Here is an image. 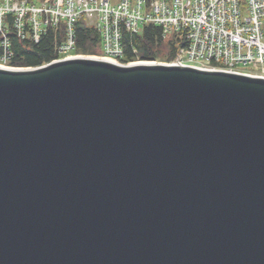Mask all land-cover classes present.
Here are the masks:
<instances>
[{
    "label": "water",
    "instance_id": "95a60500",
    "mask_svg": "<svg viewBox=\"0 0 264 264\" xmlns=\"http://www.w3.org/2000/svg\"><path fill=\"white\" fill-rule=\"evenodd\" d=\"M0 264H264V76L0 66Z\"/></svg>",
    "mask_w": 264,
    "mask_h": 264
},
{
    "label": "built area",
    "instance_id": "2783aa9c",
    "mask_svg": "<svg viewBox=\"0 0 264 264\" xmlns=\"http://www.w3.org/2000/svg\"><path fill=\"white\" fill-rule=\"evenodd\" d=\"M79 24L98 35L91 55L115 63L139 61L123 60L124 34L153 24L172 42L170 62L264 76V0H0V66L12 67V37L51 38L53 60L84 56Z\"/></svg>",
    "mask_w": 264,
    "mask_h": 264
},
{
    "label": "trees",
    "instance_id": "16d2710c",
    "mask_svg": "<svg viewBox=\"0 0 264 264\" xmlns=\"http://www.w3.org/2000/svg\"><path fill=\"white\" fill-rule=\"evenodd\" d=\"M12 41L13 56L9 65L13 67H36L56 57L52 50L51 38L43 37L35 44H27L15 37H12ZM123 41L125 61L139 58L170 62L173 59L172 42L162 37V30L156 25L146 24L135 34L125 33ZM76 45L81 53H97V33L79 24L76 28Z\"/></svg>",
    "mask_w": 264,
    "mask_h": 264
},
{
    "label": "rangeland",
    "instance_id": "374dc122",
    "mask_svg": "<svg viewBox=\"0 0 264 264\" xmlns=\"http://www.w3.org/2000/svg\"><path fill=\"white\" fill-rule=\"evenodd\" d=\"M81 54H83L84 56H92L91 54H93V53H81ZM89 54V55H88ZM140 60V59H139ZM163 62H165V61H163ZM13 67V66H12ZM15 67V66H14ZM240 69H244V70H250L251 69V66L250 65H241L240 67H239Z\"/></svg>",
    "mask_w": 264,
    "mask_h": 264
}]
</instances>
